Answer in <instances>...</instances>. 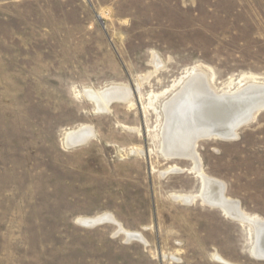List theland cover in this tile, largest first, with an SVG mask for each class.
I'll list each match as a JSON object with an SVG mask.
<instances>
[{
  "label": "rangeland",
  "instance_id": "1",
  "mask_svg": "<svg viewBox=\"0 0 264 264\" xmlns=\"http://www.w3.org/2000/svg\"><path fill=\"white\" fill-rule=\"evenodd\" d=\"M193 70L218 93L264 84V0H0V264H264L249 224L172 197L200 190L191 160L160 152ZM114 85L132 96L108 112L84 95ZM247 123L196 151L264 219V110ZM85 125L95 137L66 148Z\"/></svg>",
  "mask_w": 264,
  "mask_h": 264
},
{
  "label": "bare ground",
  "instance_id": "2",
  "mask_svg": "<svg viewBox=\"0 0 264 264\" xmlns=\"http://www.w3.org/2000/svg\"><path fill=\"white\" fill-rule=\"evenodd\" d=\"M211 83L203 72L197 73L193 70L182 87L178 89L179 91L165 101L162 107L164 115L160 134L162 157L191 160L193 162L191 171L202 180L201 190L197 194H175L172 197L175 201L185 204L189 201L193 203L201 197L202 202L207 203V206L221 207L222 209H217L225 216L242 224L248 222L252 227L250 252L261 260L264 259V219L246 213L238 200L226 196V185L207 176L202 170L196 148L198 141L202 139H234L241 124H246L257 113L264 110V84L254 82L242 90L236 92L233 90L234 93L229 91L218 93L212 89ZM128 89L114 85L104 91L87 89L84 95L94 102L96 110L108 112L114 101L127 102L131 98L132 93ZM93 137H95L93 128L85 125L67 133L64 144L68 149L76 148L86 144ZM169 168V172L186 170L176 165ZM100 220L117 224L111 214L84 218L79 222L89 225L87 227H95V222ZM120 225L118 224V227L130 240L136 238L145 241L141 233L128 232ZM216 258L223 261L219 255Z\"/></svg>",
  "mask_w": 264,
  "mask_h": 264
},
{
  "label": "water",
  "instance_id": "3",
  "mask_svg": "<svg viewBox=\"0 0 264 264\" xmlns=\"http://www.w3.org/2000/svg\"><path fill=\"white\" fill-rule=\"evenodd\" d=\"M98 18L100 19V17H98ZM100 22H101V24L104 26V23L101 21V19H100ZM116 101H121V100H116ZM116 101H114V102H116ZM247 124H248V123H247ZM244 125H246V124H245V123L241 124L240 127H239V129H240L241 127H243ZM236 137L238 138V136H235V139H237ZM231 138H234V137L231 136ZM212 139H213V138H212ZM219 139H220V138H219ZM235 139H231V140H235ZM222 140H227V141H228L229 139L226 138V139H222ZM175 158H179V157H175ZM177 172H178V171H177ZM199 179H200V190H201L202 180H201V178H199ZM200 190H199V191H200ZM199 199H200L201 201L203 200L201 197H199ZM187 203H192V202L189 201V202H187ZM206 204H207V203H206ZM211 206H214V205H211ZM214 207H216V206H214ZM217 208L222 209L221 207H217ZM104 222H106V221H101V220H100V221H96V222H95V226H96V225H99V224H102V223H104ZM246 224H248V222H247ZM82 225H83V224H82ZM84 226H89V225H84ZM135 239H136V238H135ZM261 260H264V259H261Z\"/></svg>",
  "mask_w": 264,
  "mask_h": 264
}]
</instances>
